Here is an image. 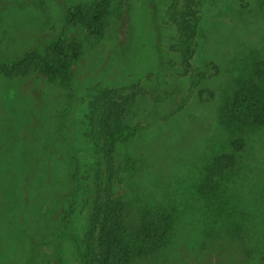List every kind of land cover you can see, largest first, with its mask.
<instances>
[{"label": "rangeland", "instance_id": "1", "mask_svg": "<svg viewBox=\"0 0 264 264\" xmlns=\"http://www.w3.org/2000/svg\"><path fill=\"white\" fill-rule=\"evenodd\" d=\"M77 1L86 0H0V61L57 38L74 50L68 61L73 78L66 91L36 72L0 75V264H80L79 239L85 236L96 244L100 218L92 219L84 196L72 206L57 257L45 223L33 241L35 232L28 226L21 229L15 218L21 195L16 164L26 160L29 169L32 152L37 165L55 155L59 167L69 153L58 148L71 147L78 178L87 187L93 169L91 132L99 128L95 114L104 109L93 103L103 92L116 101L128 98L124 120L137 126L134 137L117 148L115 163L118 180L124 162L132 168L116 189L129 207V221L142 209L158 207L181 212L180 224L194 225L192 175L208 147L221 137L214 109L233 78L253 58L264 57V0H207L187 73L171 49L175 25L169 9L174 0H123L117 14L104 20L99 35L62 19L60 5ZM205 62L218 64L220 74L213 79V99L199 104L192 83ZM254 137L240 161L237 183L244 189L252 188L256 174L264 172V131ZM21 147L25 152L20 156L16 153ZM104 172L97 167L99 180ZM40 204L46 211L50 201L40 197ZM181 250L172 244L148 264L169 261Z\"/></svg>", "mask_w": 264, "mask_h": 264}, {"label": "trees", "instance_id": "2", "mask_svg": "<svg viewBox=\"0 0 264 264\" xmlns=\"http://www.w3.org/2000/svg\"><path fill=\"white\" fill-rule=\"evenodd\" d=\"M122 1L62 3L60 10L65 23H79L88 33L99 35L104 20L117 14ZM206 1L174 0L169 9L175 25L171 49L183 73L192 68L200 37V10ZM72 51L57 38L0 61V75L12 78L36 72L66 91L73 78L68 66ZM219 74L220 67L214 62H205L195 73L192 86L196 102L213 99L212 85ZM228 88L213 112L221 137L208 147L190 182L193 213L197 215L194 225L180 224L181 212H166L158 207L142 209L136 220L129 221V207L116 189L120 178H129L132 168L124 162L118 180L114 178L115 163L117 148L134 137L137 126L124 120L129 99L112 100L109 93L103 92L93 103L95 108L104 109L95 114L99 128L91 132L89 152L93 169L87 187L78 178L71 147L58 148L59 152L69 153L68 160L60 162L59 167L55 155L37 165V156L30 153L33 146L28 149L32 163L29 169L26 160L20 159L16 164L21 195L15 218L21 229L30 227L35 233L33 238L28 236L37 242L36 233L45 223V232L50 233L56 249L58 239L65 234L72 206L84 196L92 219L99 216L100 225L95 245L85 236L79 239L76 248L80 264H148V260L159 258L172 244L190 256L186 258L181 251L176 256L175 251L169 261L161 259L156 264H264V172L256 174L250 189L237 183L246 147L255 134L264 131V57L253 58ZM44 148L49 154L54 153ZM24 152L21 147L16 154L21 156ZM100 166L105 172L99 180L96 172ZM40 197L50 201L46 211H42ZM55 255L58 256V247Z\"/></svg>", "mask_w": 264, "mask_h": 264}]
</instances>
